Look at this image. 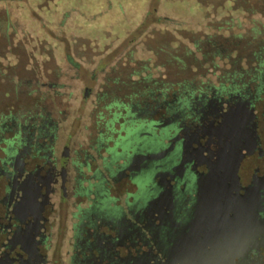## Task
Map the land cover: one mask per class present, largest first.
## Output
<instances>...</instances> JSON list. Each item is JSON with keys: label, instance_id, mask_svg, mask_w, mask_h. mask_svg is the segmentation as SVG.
<instances>
[{"label": "flooded vegetation", "instance_id": "flooded-vegetation-1", "mask_svg": "<svg viewBox=\"0 0 264 264\" xmlns=\"http://www.w3.org/2000/svg\"><path fill=\"white\" fill-rule=\"evenodd\" d=\"M7 21L0 9L3 58L20 43ZM163 25L179 23L153 8L102 47L75 36L46 79L11 69L24 76L0 115V264H264V33L179 54Z\"/></svg>", "mask_w": 264, "mask_h": 264}, {"label": "rangeland", "instance_id": "rangeland-1", "mask_svg": "<svg viewBox=\"0 0 264 264\" xmlns=\"http://www.w3.org/2000/svg\"><path fill=\"white\" fill-rule=\"evenodd\" d=\"M41 2L42 0H0V9L8 13L7 22L12 26L14 39L20 41L13 49L14 54H5L4 58L1 57L0 48V115L8 114L18 108L17 104L11 106L10 102L4 101L7 98L12 100L16 96H21L20 89L16 92L9 90L12 82L17 81H14L15 79L21 80L24 76L12 73L16 72L11 70L13 67L25 63L27 68L36 67L37 75L46 79L53 68H64L65 53H71L73 56L77 53L80 46L75 47L70 41L71 38L85 36L96 40L102 47L104 43L109 42L106 33L110 34V40H114L115 37L121 38L125 31L139 23L144 12L151 13L153 8L156 9L157 14L179 23L178 26L163 25L162 27V30L173 36L170 47H178L176 52L179 54L185 50H195L193 42H198L201 47V38L204 36L218 38L237 34L248 36L252 34L251 29L256 28L259 29V33H264V0H87L80 2L85 5L84 9L79 4L80 9L72 14L71 21L68 22L72 25L71 29H64L62 33L54 26L63 14L60 3H54L55 6L48 3L45 4L46 8H41L38 5L41 6ZM68 2V10L75 9L77 0H68ZM94 14L100 15L89 21L88 19ZM147 19L145 17L144 24L148 26L149 16ZM256 24L258 26H254ZM176 29L179 30L178 34ZM54 35H61L65 39L64 43H60L61 38ZM41 40L45 42L41 43ZM95 45L96 43L85 44L83 55L88 58L82 62L91 61L92 48L99 50V47H94ZM125 45V42L114 43V46L119 48ZM41 50L43 53H39ZM47 52H50L51 58L46 56ZM29 54L32 57L26 58ZM146 55L142 51L137 54L138 57ZM195 56L200 58L198 53H195ZM215 62L220 66L221 62ZM66 73L59 82L64 85L62 91L66 95L70 94V99H74L82 83L72 78L74 74L71 70ZM5 91L8 92V96H4ZM70 102V107L75 108L76 103L72 100Z\"/></svg>", "mask_w": 264, "mask_h": 264}, {"label": "crops", "instance_id": "crops-1", "mask_svg": "<svg viewBox=\"0 0 264 264\" xmlns=\"http://www.w3.org/2000/svg\"><path fill=\"white\" fill-rule=\"evenodd\" d=\"M82 1H87V0H77V2H79V3ZM46 2L54 4V3H60V0H48ZM53 6H55V4Z\"/></svg>", "mask_w": 264, "mask_h": 264}, {"label": "water", "instance_id": "water-1", "mask_svg": "<svg viewBox=\"0 0 264 264\" xmlns=\"http://www.w3.org/2000/svg\"><path fill=\"white\" fill-rule=\"evenodd\" d=\"M220 130H219L220 133L223 132V131H225V130H226V133H228V134L230 133V130H228L227 128H225V129L221 128ZM227 146H229V143H227Z\"/></svg>", "mask_w": 264, "mask_h": 264}, {"label": "trees", "instance_id": "trees-1", "mask_svg": "<svg viewBox=\"0 0 264 264\" xmlns=\"http://www.w3.org/2000/svg\"><path fill=\"white\" fill-rule=\"evenodd\" d=\"M229 44V43H228ZM225 45V44H224ZM227 45V44H226ZM211 46H213V44H211ZM232 46H235V44L234 45H232ZM217 47L218 48H221V47H219V45H217ZM217 52H219L218 50H216ZM218 55V54H217ZM260 66H264L263 64H260Z\"/></svg>", "mask_w": 264, "mask_h": 264}]
</instances>
